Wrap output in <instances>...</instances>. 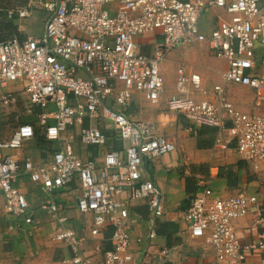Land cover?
Masks as SVG:
<instances>
[{"label": "built area", "instance_id": "built-area-1", "mask_svg": "<svg viewBox=\"0 0 264 264\" xmlns=\"http://www.w3.org/2000/svg\"><path fill=\"white\" fill-rule=\"evenodd\" d=\"M9 1L0 8L6 19H25L34 9L45 19L39 34L0 39V116L20 102L32 111V121L21 118L9 130L0 128V213L21 217L23 225L32 222L33 210L16 184L27 176L45 194L37 206L54 224L52 239L71 251L65 264H129L131 241L142 256L147 254L156 219L166 211L163 193L145 176L143 164L172 152L175 144L152 122L131 120L122 108L133 91L157 104L164 86L163 60L175 47L194 43L206 44L224 59L223 82L250 88L253 106L262 107L264 0ZM206 15L208 31V23L200 24ZM143 35L157 36L149 53L136 41ZM198 92L204 93L201 76L177 63L167 108L188 122L215 128L216 142L226 147L232 140L241 159L257 171L264 163V113L236 108L222 84H213L208 98H197ZM100 124L112 134L106 135ZM36 128L54 144L44 158L10 152L33 139ZM73 135L82 145L96 146V155L81 158ZM109 140L114 147H105ZM71 186L77 193L76 211L91 216L90 234L111 228L110 246L98 259L82 252V236L67 226L66 204L57 194ZM136 201L149 212L144 236L133 234L128 218ZM183 203L179 212L189 236L210 246L213 264H242L254 250L264 252V234L241 242L232 225L251 211L256 222L264 220V205L256 193L240 189L221 196L203 187L186 194Z\"/></svg>", "mask_w": 264, "mask_h": 264}, {"label": "crops", "instance_id": "crops-1", "mask_svg": "<svg viewBox=\"0 0 264 264\" xmlns=\"http://www.w3.org/2000/svg\"><path fill=\"white\" fill-rule=\"evenodd\" d=\"M5 1L12 3L9 0ZM41 13L37 12L36 17ZM208 19L209 16L202 22L208 23L206 26L210 29L211 23ZM36 21L29 19L27 26L36 24ZM42 25L43 22L36 34L41 32ZM23 31V37L30 33L29 29ZM156 37L154 35L137 37L140 50L149 53ZM171 57L165 62V66L163 62L161 64L164 86L160 101L151 104L142 92L133 91L131 99L122 108L131 120L152 122L158 133L168 137L175 144L172 152L143 164L145 176L152 179L163 193L166 211L163 216L156 219L155 237L147 254L142 256L138 250L139 245L131 241L133 258L129 264H213L212 249L201 239L189 236L187 226L179 212L184 207L183 198L186 194L199 192L203 187H210L216 195L221 196L245 189L248 193H256L257 198L264 205V186L261 184L264 181V163L260 164L257 171L254 170L241 159L232 140L228 146L222 147L216 142L218 131L215 128L188 122L182 115L169 110L165 101L174 90L175 67L177 62L182 60L187 62L190 71L197 72L201 76L204 93L198 92L197 98H208L211 95V86L218 83L224 86L230 102L243 112L264 113V105L260 108L253 106V92L250 88L223 82L221 72L226 67V61L214 56L206 44L177 46ZM191 57L196 58L198 63L211 66L219 62L223 63V66L217 70L219 77L212 79L198 70ZM169 65H174L172 81L166 75L169 73ZM84 122L86 124L87 121ZM99 127L106 135L112 134V130L107 126L100 124ZM73 137L75 150L81 158H92L96 155V146L82 145L76 135ZM53 146L54 144L49 141L39 144L34 137L27 141L21 150L10 152L41 160ZM105 147H114V144L109 140ZM16 184L25 194L33 210L32 222L23 225L21 217L0 213V264H65V259L71 251L66 244L52 239L54 224L37 206L45 196L43 190L27 176L19 177ZM73 188L71 186L69 189H62L57 194L66 204L67 226L82 236V252L98 259L110 246L111 228L106 227L96 235L90 234L91 216L76 211L77 193ZM2 205L3 199L0 195V212ZM128 218L132 230H135L133 234L139 232L144 236L149 218L147 206L142 201L134 202L129 208ZM256 219L257 216L251 211L232 221L241 242L253 241L264 234V220L256 222ZM16 223L23 227L14 228ZM164 250L165 254L162 253ZM242 264H264V252L254 250L247 255Z\"/></svg>", "mask_w": 264, "mask_h": 264}, {"label": "rangeland", "instance_id": "rangeland-1", "mask_svg": "<svg viewBox=\"0 0 264 264\" xmlns=\"http://www.w3.org/2000/svg\"><path fill=\"white\" fill-rule=\"evenodd\" d=\"M11 3H7L5 0H0V8H3L5 6H8L10 5ZM37 12H42L41 10H37V9H34L31 13L30 16H28L27 18L25 19H20V20H9V19H6L4 17V15L2 14V10H0V16L2 17L3 21L6 22V23H10V24H15L16 26V29L18 32H21L22 34H24V31L23 30H27L29 29L28 32V35L29 36H32V35H35L36 32H38L40 29V26H41V23L44 21L45 19V14L42 12L40 14V16L36 17L37 15ZM35 15V16H34ZM206 16H209V15H206ZM205 16V17H206ZM34 20L36 21V24H32V25H28L27 26V22L28 20ZM200 24L202 27H204V23L202 22V20L200 21ZM209 26H206L204 27V30L205 31H208L209 29ZM6 35H8V31H6L5 29L3 28H0V39L1 38H5L7 37ZM182 57V56H181ZM172 57H169V58H165L163 60V65L165 64V62L169 61ZM192 58V61H193V64L194 66L200 70V71H203L204 74H206L207 76H209L210 78L212 79H215L217 77H219L218 73H217V70L223 66V63H217V64H212L213 66L211 65H206V64H203V63H198V60H196V58L194 57H191ZM179 62H183L185 64H187V62H184V61H179ZM177 62V63H179ZM165 66V65H164ZM169 69V73L166 74L168 79L170 81H172V77H173V70H174V65H169L168 67ZM167 72V71H166ZM23 102V101H22ZM16 108V109H15ZM13 110L14 111H11V112H6L4 116H0V128L3 130V131H6V130H9L11 128H13L17 121L20 120L21 118H30L32 117V111H26L24 109V104L23 103H19L17 107H15ZM170 153V152H169Z\"/></svg>", "mask_w": 264, "mask_h": 264}, {"label": "trees", "instance_id": "trees-1", "mask_svg": "<svg viewBox=\"0 0 264 264\" xmlns=\"http://www.w3.org/2000/svg\"><path fill=\"white\" fill-rule=\"evenodd\" d=\"M0 28H3L6 31H8V35H6L7 37H10V36H16L18 38L23 37V34L21 32L17 31L15 24H10V23L4 22L1 16H0ZM7 37H5V38H7ZM1 39H4V38H1ZM34 133H35V138L39 144L47 142L37 128L34 130Z\"/></svg>", "mask_w": 264, "mask_h": 264}]
</instances>
